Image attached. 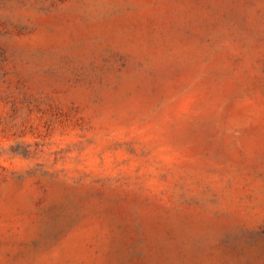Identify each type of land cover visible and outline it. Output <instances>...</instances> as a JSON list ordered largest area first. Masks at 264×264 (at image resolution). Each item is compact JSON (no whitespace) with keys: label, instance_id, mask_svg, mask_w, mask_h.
Returning a JSON list of instances; mask_svg holds the SVG:
<instances>
[{"label":"rangeland","instance_id":"rangeland-1","mask_svg":"<svg viewBox=\"0 0 264 264\" xmlns=\"http://www.w3.org/2000/svg\"><path fill=\"white\" fill-rule=\"evenodd\" d=\"M0 264H264V0H0Z\"/></svg>","mask_w":264,"mask_h":264}]
</instances>
